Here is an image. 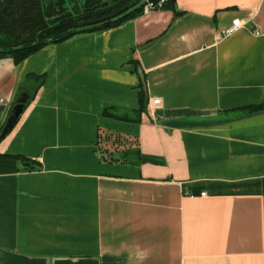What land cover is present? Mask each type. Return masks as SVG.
<instances>
[{
    "label": "crops",
    "instance_id": "0c3cea01",
    "mask_svg": "<svg viewBox=\"0 0 264 264\" xmlns=\"http://www.w3.org/2000/svg\"><path fill=\"white\" fill-rule=\"evenodd\" d=\"M29 73L46 82L0 154L34 164L0 175V264H264V196L194 192L264 178V109L245 110L264 106V0H176L0 59V126Z\"/></svg>",
    "mask_w": 264,
    "mask_h": 264
},
{
    "label": "trees",
    "instance_id": "16d2710c",
    "mask_svg": "<svg viewBox=\"0 0 264 264\" xmlns=\"http://www.w3.org/2000/svg\"><path fill=\"white\" fill-rule=\"evenodd\" d=\"M8 1L9 0H0V11L2 10V8L5 7ZM100 1L101 0H43V11L45 16L50 19L53 18V16L57 17L56 20L62 19V21H60L61 25L59 27H54V26L51 27L49 30L42 33L37 41L33 43H28L21 48L19 47L14 48L12 45H10L11 44L10 39L5 37H0V59L10 57L14 60L15 64L18 65L23 61H25L30 56H32L33 54L40 51L44 46H46L49 43L63 42L73 37L79 32H88V31L90 32V31H97V30L116 27L121 25L125 21L134 18L136 15L143 13V6L141 3H139L138 7L130 10L129 12L124 13L123 15L115 19H111L99 25H95L93 27L88 28L79 25L77 20L75 19L76 17H74L75 15L68 12L70 8H72V10L75 9L80 10V9H85L87 6L89 7L94 5L95 6L100 5L101 4ZM127 1L128 0H114V3H116L115 7L109 5L112 6L111 8H109V10L112 11L114 8L119 9L120 7L124 6V4H127L126 3ZM155 1L159 2L160 0H155ZM175 4H176V0L168 1L163 5L162 10L169 8L174 9ZM78 14H81V12H78ZM45 82H46V75H39L37 73H29L26 75L18 95L20 98L21 95L27 94L28 102L26 103V108L29 106L32 100H34L38 91L45 84ZM139 105L140 106L138 110V116H140L143 112H146L148 108L146 94L143 90H141L139 94ZM262 109H264V106L253 107L245 110L253 112ZM11 113L12 110L10 112V115ZM5 124L3 126H0V136L5 127ZM110 137L116 139L114 134L110 135ZM3 140L0 139V143ZM102 153L104 155L109 156V157L105 156L104 159H107L108 161H115V159L111 158L112 153L109 152L108 149L102 148ZM136 162L137 161L135 162L133 161V163ZM20 163H23L25 166H29L31 164H34V161L24 156L0 154V175L18 173ZM194 188H195L194 191L195 193H197L200 190H204L206 188L214 192L215 194H221V195L232 194L234 192H239V193L255 192V193H261L264 196V178L257 179L254 181H243L240 183L213 182L204 185L199 184L196 185Z\"/></svg>",
    "mask_w": 264,
    "mask_h": 264
},
{
    "label": "flooded vegetation",
    "instance_id": "af4514ba",
    "mask_svg": "<svg viewBox=\"0 0 264 264\" xmlns=\"http://www.w3.org/2000/svg\"><path fill=\"white\" fill-rule=\"evenodd\" d=\"M131 1L132 0H128L126 2L127 4H124V6L120 7L119 9H123ZM100 3V5L89 7L87 6L88 8L86 7L85 9L80 10H72V8H70L68 12L75 15L74 17H76L75 19L77 20L79 25L90 28L93 26H88V23L106 17L112 14L114 11L119 10L117 8H112V11L109 10V8H111L112 6L115 7L116 3H114V0H101ZM37 6V0H9L5 7L0 11V16H2L3 18H7L8 20V22L4 23L3 20L0 19V37L10 39V45H12L14 48H21L28 43L37 41L40 38L41 34L49 30L51 27H59L61 25L60 21H62V19L56 20L57 17L55 16L50 19L46 17L45 14L44 16L46 19V23H43L37 16ZM78 12H81V14H78ZM45 26L46 28L42 29V31H40L37 36H33L38 29ZM25 39L29 41L23 43L22 41ZM14 43H18L19 45L15 46Z\"/></svg>",
    "mask_w": 264,
    "mask_h": 264
},
{
    "label": "water",
    "instance_id": "95a60500",
    "mask_svg": "<svg viewBox=\"0 0 264 264\" xmlns=\"http://www.w3.org/2000/svg\"><path fill=\"white\" fill-rule=\"evenodd\" d=\"M142 0H132L126 7H124L123 9H119V10H116L114 11L112 14L106 16V17H103V18H100V19H97L95 20L94 22H91V23H88L87 25L88 26H94V25H97V24H100V23H103V22H106L108 20H111V19H115L121 15H123L124 13L126 12H129L130 10L136 8L139 6V3L141 2ZM37 16L41 19V21L43 23H46V19H45V16H44V11H43V3H42V0H37ZM7 10V9H6ZM6 12V11H4ZM9 15V14H7ZM0 19L3 20L4 23L8 22L7 18H3L2 16H0ZM45 27L43 28H40L38 29L33 36H37V34L42 31V29H45ZM29 40L25 39L23 40L22 42L23 43H26L28 42ZM15 46H18L19 44L18 43H14ZM140 76H141V79H142V83L144 85V88L146 90V86H145V78H144V74L142 73V71H140ZM28 102V98H27V94H23L21 95L20 98H18L17 100V103L14 105L13 109H12V113L11 115L9 116V118L7 119L6 121V124H5V127L1 133V136H0V139L3 140L5 139L13 130L14 128L16 127V125L18 124L21 116L24 114L25 110H26V103Z\"/></svg>",
    "mask_w": 264,
    "mask_h": 264
},
{
    "label": "built area",
    "instance_id": "2783aa9c",
    "mask_svg": "<svg viewBox=\"0 0 264 264\" xmlns=\"http://www.w3.org/2000/svg\"><path fill=\"white\" fill-rule=\"evenodd\" d=\"M168 1L171 0H160L159 2H156L155 0H142L141 4L143 6V13L144 14H148L151 13L153 11H157V10H162L163 5L165 3H167ZM246 26V24L242 23V21L240 19H236L232 22V24L223 29L222 30V35L223 36H229L232 35L242 29H244V27ZM255 35H260L261 32L258 29H255L254 31H252ZM160 104L159 100H155L154 101V106H158ZM206 193H202V196H206Z\"/></svg>",
    "mask_w": 264,
    "mask_h": 264
}]
</instances>
